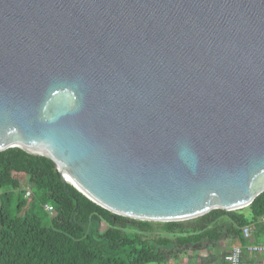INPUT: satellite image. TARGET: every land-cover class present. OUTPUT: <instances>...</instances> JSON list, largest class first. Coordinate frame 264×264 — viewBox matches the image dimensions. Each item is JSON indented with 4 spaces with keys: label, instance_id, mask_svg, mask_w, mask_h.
<instances>
[{
    "label": "water",
    "instance_id": "water-1",
    "mask_svg": "<svg viewBox=\"0 0 264 264\" xmlns=\"http://www.w3.org/2000/svg\"><path fill=\"white\" fill-rule=\"evenodd\" d=\"M173 222L264 191V0H0V151Z\"/></svg>",
    "mask_w": 264,
    "mask_h": 264
},
{
    "label": "trees",
    "instance_id": "trees-1",
    "mask_svg": "<svg viewBox=\"0 0 264 264\" xmlns=\"http://www.w3.org/2000/svg\"><path fill=\"white\" fill-rule=\"evenodd\" d=\"M246 225H253V243L264 245V191L235 210L185 221L142 220L116 214L65 183L45 155L21 147L0 151V264H168L193 246L220 251L248 243Z\"/></svg>",
    "mask_w": 264,
    "mask_h": 264
},
{
    "label": "built area",
    "instance_id": "built-area-1",
    "mask_svg": "<svg viewBox=\"0 0 264 264\" xmlns=\"http://www.w3.org/2000/svg\"><path fill=\"white\" fill-rule=\"evenodd\" d=\"M26 195L30 196L31 191L28 188ZM47 210L53 212L52 205L46 206ZM243 236L249 240L248 243L237 241L231 243L230 249L222 253V259L214 264H264V245L261 243H253V225H246L242 227Z\"/></svg>",
    "mask_w": 264,
    "mask_h": 264
},
{
    "label": "rangeland",
    "instance_id": "rangeland-1",
    "mask_svg": "<svg viewBox=\"0 0 264 264\" xmlns=\"http://www.w3.org/2000/svg\"><path fill=\"white\" fill-rule=\"evenodd\" d=\"M24 177H22L21 179H22V181H25L24 179H23ZM25 183V182H24ZM25 186V185H24ZM31 187V185H26V188H30ZM32 188V187H31ZM157 226H159V225H157ZM107 228V225L106 224H102V229H106ZM154 235V233H151V235ZM230 244H229V246L227 245V244H225V246H223V249L222 250H217V249H215V248H212L211 246H205V247H201V248H198V249H195L196 247L195 246H193L192 248H188L187 249V254L186 253H184V254H181V259H184L185 257H188L189 256V254L190 255H193V254H195L194 256H196V255H198V254H203V255H205V256H208L207 258L209 259V257L210 258H212L214 255H216L217 254V256H220L223 252H225V251H227L229 248H230ZM198 251V252H197ZM188 255V256H187ZM175 259H177V258H175ZM210 260H212V259H210ZM169 262H171V264H174V260H170ZM177 262H179V264H181L182 262H180V261H177ZM145 264H157V263H154V262H150V263H145Z\"/></svg>",
    "mask_w": 264,
    "mask_h": 264
},
{
    "label": "crops",
    "instance_id": "crops-1",
    "mask_svg": "<svg viewBox=\"0 0 264 264\" xmlns=\"http://www.w3.org/2000/svg\"><path fill=\"white\" fill-rule=\"evenodd\" d=\"M198 252V251H197ZM195 254H193V255H190L189 254V256L188 257H185L184 259H181V258H177V259H175V258H172V259H170V260H174V264H179V262H177V261H180V262H182L181 264H207V262H208V256H205V255H203V254H198V255H196V256H194ZM217 255V254H216ZM222 255H220V256H218L217 258L218 259H220V257H221ZM169 260V261H170ZM168 261V264H171V262H169ZM214 261H212V263H213ZM211 263V264H212Z\"/></svg>",
    "mask_w": 264,
    "mask_h": 264
},
{
    "label": "clouds",
    "instance_id": "clouds-1",
    "mask_svg": "<svg viewBox=\"0 0 264 264\" xmlns=\"http://www.w3.org/2000/svg\"><path fill=\"white\" fill-rule=\"evenodd\" d=\"M47 206V205H46Z\"/></svg>",
    "mask_w": 264,
    "mask_h": 264
}]
</instances>
